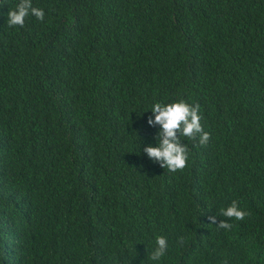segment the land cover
Segmentation results:
<instances>
[{
  "label": "trees",
  "instance_id": "obj_1",
  "mask_svg": "<svg viewBox=\"0 0 264 264\" xmlns=\"http://www.w3.org/2000/svg\"><path fill=\"white\" fill-rule=\"evenodd\" d=\"M19 2L0 0V264H264V0H32L43 21L9 27ZM180 100L210 138L181 137L170 172L143 148ZM233 200L249 215L210 224Z\"/></svg>",
  "mask_w": 264,
  "mask_h": 264
},
{
  "label": "clouds",
  "instance_id": "obj_2",
  "mask_svg": "<svg viewBox=\"0 0 264 264\" xmlns=\"http://www.w3.org/2000/svg\"><path fill=\"white\" fill-rule=\"evenodd\" d=\"M7 24L9 27H23L25 18L29 15L43 21L45 13L42 9L32 6V0H20L15 9L7 12ZM154 116H149L147 123L150 126H159L156 133V146L148 144L143 148V153L153 162L158 163L161 168L170 172L183 169L186 166L187 146L182 143L181 137L197 140L200 145H206L210 134L203 130L200 123L201 117L198 114L199 105H189L183 100L164 105L155 103L151 107ZM249 213L238 206V202L233 200L231 204L221 209L220 215L225 219L217 220V215L208 217L210 224H214L219 229L231 230L233 225L231 219L237 221L244 220ZM179 242L183 244L184 238L180 237ZM156 247L151 252L150 259L158 261L166 252L168 244L163 236L156 237Z\"/></svg>",
  "mask_w": 264,
  "mask_h": 264
}]
</instances>
